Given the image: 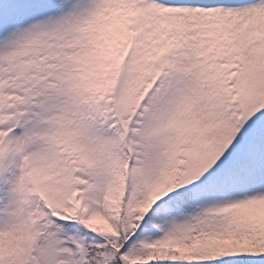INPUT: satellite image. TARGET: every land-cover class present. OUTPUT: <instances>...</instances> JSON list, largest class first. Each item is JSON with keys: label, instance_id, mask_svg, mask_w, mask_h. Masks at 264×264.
<instances>
[{"label": "snow or ice", "instance_id": "1", "mask_svg": "<svg viewBox=\"0 0 264 264\" xmlns=\"http://www.w3.org/2000/svg\"><path fill=\"white\" fill-rule=\"evenodd\" d=\"M0 264H264V0H0Z\"/></svg>", "mask_w": 264, "mask_h": 264}]
</instances>
